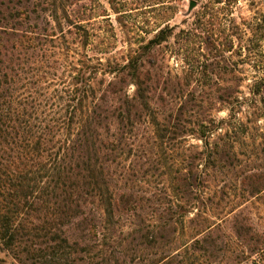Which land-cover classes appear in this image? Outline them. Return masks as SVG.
Listing matches in <instances>:
<instances>
[{
	"label": "trees",
	"instance_id": "obj_1",
	"mask_svg": "<svg viewBox=\"0 0 264 264\" xmlns=\"http://www.w3.org/2000/svg\"><path fill=\"white\" fill-rule=\"evenodd\" d=\"M30 1L39 14H51L46 28L30 25L26 3L0 0V254L12 264H180L179 254L160 247L178 226L185 229L200 179L162 159L165 146L191 132L192 112L181 83L165 73L162 46L173 37L195 44L198 53L214 46L210 20L222 0L203 5L195 15L199 28L175 36L170 27L160 28L106 64L81 53L111 52L113 27L96 21L105 15L95 16L77 0ZM253 88L264 103V76ZM225 94L217 100L227 102L230 91ZM198 122L209 158L236 159V137L228 131L209 141L223 121ZM226 124L232 134L245 131L233 110ZM165 175L167 187L158 183ZM241 184L258 194L264 174L251 172ZM231 221L235 236L259 252L263 241L252 222L242 213ZM218 243L207 234L187 252L218 253Z\"/></svg>",
	"mask_w": 264,
	"mask_h": 264
},
{
	"label": "rangeland",
	"instance_id": "obj_2",
	"mask_svg": "<svg viewBox=\"0 0 264 264\" xmlns=\"http://www.w3.org/2000/svg\"><path fill=\"white\" fill-rule=\"evenodd\" d=\"M210 1L200 0L193 4L191 0H77L78 6L94 9L95 16L105 15L96 21H109L115 36L109 54L99 55L91 48H81V53L99 58L106 64L108 60L126 57L138 48L141 40L150 39L160 28L170 27L174 36L181 31H191L194 25L199 28L195 15ZM20 2L26 3L30 10V25H37L40 30L46 28L45 15L51 14H39L32 1L29 4L28 0ZM222 2L216 6V11H220L210 20L211 27L215 28L214 46L198 53L195 44L177 43L174 37L162 46L164 56L161 61L165 73L181 83L187 96L185 99H190L187 108L192 110L191 122L186 126L191 132L171 146H165L162 159L176 168L192 169L200 179L196 194L199 199L188 206L192 208L185 218V229L178 226V232L168 238L171 242L159 246L167 255L179 254L180 264H264V191L249 194L241 184L242 177L251 172L264 174V103L260 102L261 96L253 95L254 84L264 76V0ZM168 7L171 8L166 9ZM58 15L62 16V13L59 11ZM38 16L40 20H37ZM163 17L170 21L163 24ZM62 25L66 30L63 21ZM56 29L60 31L57 26ZM227 41L231 45L229 51L224 47ZM211 81L218 92L214 87L209 88ZM128 91L132 95L135 89L131 86ZM226 91L231 95L228 103L219 102L218 97ZM175 106L180 108L181 102L177 101ZM232 110L243 122L245 131L232 134V127L227 126ZM209 119L217 124L223 121L222 130L215 132L209 141H218L228 131L230 136L236 137L232 143L236 159L222 163L220 158L208 157L197 121L202 123ZM167 177H160L158 183L167 187ZM237 213L252 222L263 241L259 252H252L232 231L231 220ZM111 229L118 236L120 230L117 227ZM203 231L205 233L201 234ZM207 234L218 239V253L187 252L194 240ZM154 252L150 251V254ZM0 259L12 264L4 254H0Z\"/></svg>",
	"mask_w": 264,
	"mask_h": 264
}]
</instances>
